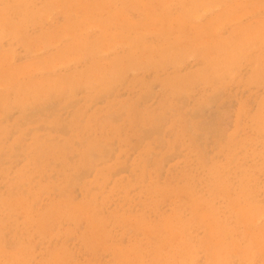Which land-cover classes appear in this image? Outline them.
<instances>
[{
  "label": "rangeland",
  "instance_id": "1",
  "mask_svg": "<svg viewBox=\"0 0 264 264\" xmlns=\"http://www.w3.org/2000/svg\"><path fill=\"white\" fill-rule=\"evenodd\" d=\"M0 264H264V0H0Z\"/></svg>",
  "mask_w": 264,
  "mask_h": 264
}]
</instances>
